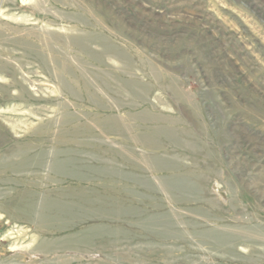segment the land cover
Listing matches in <instances>:
<instances>
[{
    "label": "rangeland",
    "instance_id": "obj_1",
    "mask_svg": "<svg viewBox=\"0 0 264 264\" xmlns=\"http://www.w3.org/2000/svg\"><path fill=\"white\" fill-rule=\"evenodd\" d=\"M0 264H264V0H0Z\"/></svg>",
    "mask_w": 264,
    "mask_h": 264
}]
</instances>
